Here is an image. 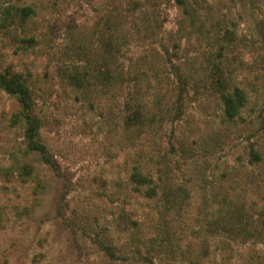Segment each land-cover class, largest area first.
<instances>
[{"label": "rangeland", "instance_id": "obj_1", "mask_svg": "<svg viewBox=\"0 0 264 264\" xmlns=\"http://www.w3.org/2000/svg\"><path fill=\"white\" fill-rule=\"evenodd\" d=\"M0 73V264H264V0H0Z\"/></svg>", "mask_w": 264, "mask_h": 264}, {"label": "trees", "instance_id": "obj_2", "mask_svg": "<svg viewBox=\"0 0 264 264\" xmlns=\"http://www.w3.org/2000/svg\"><path fill=\"white\" fill-rule=\"evenodd\" d=\"M213 80L215 81V84H221L219 77L215 76ZM0 88L6 94L13 96L21 108L25 122L23 138L27 150L38 152L41 155L43 161L46 164H49L50 160L47 157L44 148L39 144L37 139V121L32 115L31 98L21 76L17 74L0 73ZM221 100L223 115L226 118L231 119L237 114L240 107L243 106L244 97L241 91L235 89L232 93L222 92ZM135 181H137L135 183L138 186L144 185L145 183L147 184L149 182L145 178H140L139 176L137 180L135 178Z\"/></svg>", "mask_w": 264, "mask_h": 264}]
</instances>
